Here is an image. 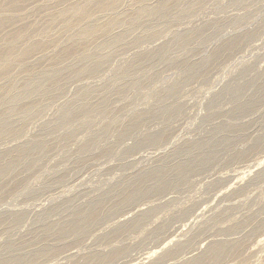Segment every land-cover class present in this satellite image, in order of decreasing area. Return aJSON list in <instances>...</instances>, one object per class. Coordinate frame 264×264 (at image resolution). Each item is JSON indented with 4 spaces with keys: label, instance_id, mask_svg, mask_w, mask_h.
<instances>
[{
    "label": "rangeland",
    "instance_id": "obj_1",
    "mask_svg": "<svg viewBox=\"0 0 264 264\" xmlns=\"http://www.w3.org/2000/svg\"><path fill=\"white\" fill-rule=\"evenodd\" d=\"M12 2L0 264H264V0Z\"/></svg>",
    "mask_w": 264,
    "mask_h": 264
},
{
    "label": "bare ground",
    "instance_id": "obj_2",
    "mask_svg": "<svg viewBox=\"0 0 264 264\" xmlns=\"http://www.w3.org/2000/svg\"><path fill=\"white\" fill-rule=\"evenodd\" d=\"M12 1V0H11ZM21 0H13V2H12V6H10L9 5V7H15L13 4H16L17 3V5H18V2H20ZM142 13H145V12H142ZM141 13V14H142ZM82 14H83V8H78L77 9V13H76V15L75 16H71V18L72 17H74V18H76V17H81L82 16ZM62 17H66L67 18V16H66V14H62ZM66 19V21L68 22V23H70L73 19ZM98 30L95 28V29H89V30H87L86 31V33H88V34H94V33H96ZM23 36L24 35H22V32L21 33H19V35L18 36H16V38H18V39H16L15 38V40L17 41V40H22L23 39ZM16 45V42L15 41H13V42H11L9 45H8V50H7V52L4 54V55H2L1 57H0V62H2L4 65H7L8 66V64L10 63V58L12 57V54L15 52V49H14V46ZM7 66H5V67H7ZM93 216V215H92ZM91 216V217H92ZM217 248L216 249H214L213 251H212V256H210L209 258H208V260L209 261H214V260H217L218 258H220L221 257V254L223 253H227V252H230L232 249L231 248H228V249H225V248H223V250H222V248L220 247V246H216ZM217 249H221V251H219L218 252V250ZM207 258H203L202 260H200V259H197V260H195L194 262L192 261V263L191 264H203V263H205L204 262V260L205 259H207Z\"/></svg>",
    "mask_w": 264,
    "mask_h": 264
}]
</instances>
